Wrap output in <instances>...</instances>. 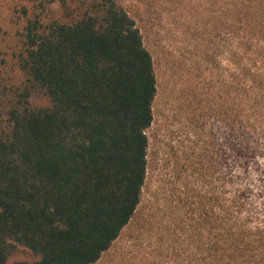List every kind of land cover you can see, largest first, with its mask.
Returning a JSON list of instances; mask_svg holds the SVG:
<instances>
[{
	"label": "trees",
	"instance_id": "trees-1",
	"mask_svg": "<svg viewBox=\"0 0 264 264\" xmlns=\"http://www.w3.org/2000/svg\"><path fill=\"white\" fill-rule=\"evenodd\" d=\"M28 2L17 77L0 69V264H94L141 203L153 56L116 0ZM221 104L226 204L198 264H264V79L234 76ZM18 244L39 259L10 263Z\"/></svg>",
	"mask_w": 264,
	"mask_h": 264
},
{
	"label": "rangeland",
	"instance_id": "rangeland-1",
	"mask_svg": "<svg viewBox=\"0 0 264 264\" xmlns=\"http://www.w3.org/2000/svg\"><path fill=\"white\" fill-rule=\"evenodd\" d=\"M116 1L135 19L153 56L157 93L141 203L94 264H198L219 208L212 198L221 195L226 204L220 155L228 134L221 104L227 86L234 76L264 79V0ZM29 5L0 0L3 77H17L9 63L23 49ZM30 103L47 107L51 100L34 91ZM37 259L18 244L8 261Z\"/></svg>",
	"mask_w": 264,
	"mask_h": 264
}]
</instances>
